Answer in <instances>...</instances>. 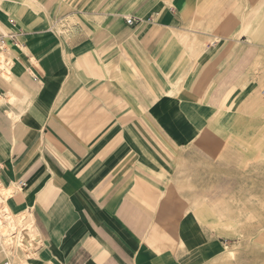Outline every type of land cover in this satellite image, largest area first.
<instances>
[{
  "label": "crops",
  "instance_id": "obj_1",
  "mask_svg": "<svg viewBox=\"0 0 264 264\" xmlns=\"http://www.w3.org/2000/svg\"><path fill=\"white\" fill-rule=\"evenodd\" d=\"M179 1L134 26L78 12L65 34L53 35L41 21V30L12 48L13 55L22 50L12 56V83L0 78V99L16 94L19 117L0 111V181L13 192L9 209L25 216L21 235L37 243L24 264L211 258L213 234L196 209L183 212L194 194L181 191L208 184L179 178L178 163L182 152L210 138L205 129L216 118L220 93L232 90L238 98L250 80L241 54H230L234 30L216 10L211 20L196 22L213 30L212 42L179 97L173 32L190 26L189 8H178ZM3 252L0 264L13 253Z\"/></svg>",
  "mask_w": 264,
  "mask_h": 264
},
{
  "label": "rangeland",
  "instance_id": "obj_2",
  "mask_svg": "<svg viewBox=\"0 0 264 264\" xmlns=\"http://www.w3.org/2000/svg\"><path fill=\"white\" fill-rule=\"evenodd\" d=\"M19 3L26 5L25 16ZM174 6L175 0H0V74L7 75L8 69H14L16 57L12 56L22 49L19 47L13 55L12 48L26 41L23 35L41 30V21L49 22L47 32L62 35L76 23L71 16L78 12L89 13V19L122 22L127 17L136 18L134 15L148 20L162 7ZM177 7L189 8L186 20L190 23L186 30L173 32L179 39L174 47L178 57L175 62L181 64L177 85L183 91L177 93L179 97L186 94L196 58L209 50L212 42L207 34H213V30L197 27L196 22L200 25L211 20L216 10L225 14L226 25L234 30L230 54H241V65L250 80V88L238 98L230 97L232 90L220 93L216 118L205 129L212 132L210 138L198 141L196 147L200 149L182 152L179 178L191 177L208 184L181 189L189 196L194 194V203L182 204L183 212L196 209L203 216L202 225L213 234L212 256L206 264H264V0H182ZM4 61L8 67H4ZM0 196V218L5 219V228L0 231V253L12 249L8 260L24 264L23 258L31 255L29 247L33 249L37 243L30 238L25 241V235H21L28 227L24 225L25 216L16 218L9 211V197L3 196L1 189Z\"/></svg>",
  "mask_w": 264,
  "mask_h": 264
},
{
  "label": "bare ground",
  "instance_id": "obj_3",
  "mask_svg": "<svg viewBox=\"0 0 264 264\" xmlns=\"http://www.w3.org/2000/svg\"><path fill=\"white\" fill-rule=\"evenodd\" d=\"M4 65H5L4 67H8L9 66V65H7V63L5 61H4ZM11 70L12 69H8L7 75L0 74V78L2 80H4V82H6V83L11 82V77L10 76L12 75V73H9V72H11ZM8 95L10 96V100L9 101H7V100H0V111L2 112L3 115H6L7 117H11L13 119L18 118L19 117V114H17L16 109L17 108L19 109V105H18L19 98L17 97L16 94L11 93V92H8ZM0 189H1V193L3 194V196L9 197V199H10V197H11V195H12L13 192L11 193L10 190L8 188H6V187H2ZM1 196H0V198H2ZM9 211H10V209H9ZM17 217L19 218V216H17ZM4 228H5V219L0 218V231H1V229H4ZM31 229H33V228H31ZM31 229H30V231H31ZM31 232H29V233L31 234ZM31 237H32V235H31ZM27 240H28V238L25 239V241H27Z\"/></svg>",
  "mask_w": 264,
  "mask_h": 264
},
{
  "label": "built area",
  "instance_id": "obj_4",
  "mask_svg": "<svg viewBox=\"0 0 264 264\" xmlns=\"http://www.w3.org/2000/svg\"><path fill=\"white\" fill-rule=\"evenodd\" d=\"M126 22H127V25L128 26H134V25H137L140 22V20L131 17V18H127L126 19ZM262 94H264V87L262 89ZM0 170H1V165H0ZM18 186L21 187V188H23L25 186V183L24 182H20ZM0 243H1V240H0ZM2 264H12V263L10 261H6V262H4Z\"/></svg>",
  "mask_w": 264,
  "mask_h": 264
}]
</instances>
